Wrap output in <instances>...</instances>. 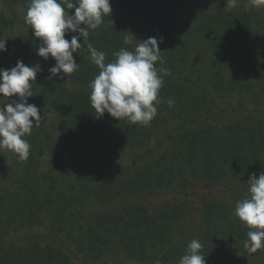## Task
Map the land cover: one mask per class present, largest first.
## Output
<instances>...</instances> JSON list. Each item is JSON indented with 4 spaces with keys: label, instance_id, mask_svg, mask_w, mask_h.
<instances>
[{
    "label": "trees",
    "instance_id": "1",
    "mask_svg": "<svg viewBox=\"0 0 264 264\" xmlns=\"http://www.w3.org/2000/svg\"><path fill=\"white\" fill-rule=\"evenodd\" d=\"M22 2L28 10L30 0ZM110 3L111 15L104 16L103 23L90 30L84 47L73 53L78 70L64 79H48L55 59L38 56L40 40L33 30L16 34V21L0 8V41L6 40L0 68H11L17 60L28 66L40 64L42 71L37 73L28 103L35 104L43 117L40 126L24 137L31 145L27 161H20L12 151L0 150V264H71L52 244L18 245L10 239L16 232L46 221L63 232L79 252L96 259L119 248L138 262L179 264L186 250L174 242L177 206L154 214L136 204L108 210L102 208L104 202L108 205L117 198L173 187L195 191L198 186L211 187L264 171V121L255 119L249 104H243L259 108L264 102V6L249 3L230 8L228 2L219 0ZM73 12L69 10V14ZM130 32L143 40L163 37L159 43L162 60L156 67L169 74L163 76L158 114L147 127L119 121L107 112L97 118L89 100L90 82L100 70L91 62L87 43L106 53L105 63H111L120 48L134 50V44L123 42ZM72 35L75 33H66L65 38L70 40ZM235 97H240L239 105L233 104ZM11 99L18 97L8 102ZM169 99L174 101L171 107ZM6 100L0 94V103ZM227 111L238 114L223 126L213 124L215 113ZM50 114L74 144L104 155L137 152L139 156L111 173L78 175L65 187L58 174L41 168L46 156L70 160L76 150L49 130ZM155 137L161 149L158 153L150 148ZM204 219L214 231H206L208 241L213 242L221 229V217L215 219L213 211L206 210ZM233 227L243 264L251 255L244 242L252 229L230 223L229 228ZM205 248L201 252L207 264H212L210 244ZM262 254L264 248L254 255Z\"/></svg>",
    "mask_w": 264,
    "mask_h": 264
},
{
    "label": "clouds",
    "instance_id": "2",
    "mask_svg": "<svg viewBox=\"0 0 264 264\" xmlns=\"http://www.w3.org/2000/svg\"><path fill=\"white\" fill-rule=\"evenodd\" d=\"M249 3L256 8L264 6V0H249ZM228 5L236 7V0H228ZM72 9L74 12L69 14ZM111 13L110 0H30L25 22L40 40L37 55L56 61L49 68L48 79H64L78 70L79 63L73 53L84 47L90 30L97 29L103 23V17ZM66 33L75 35L69 40L65 38ZM81 38L82 43L79 42ZM123 42L134 44V50L120 48L113 54L116 59L107 64L106 53L87 43L91 62L100 70L89 85L90 104L97 118L107 112L119 121L126 119L130 124L147 127L158 114L153 102H160L158 96L164 83L163 76L169 74L156 67V62L162 59L159 43L163 42V37L138 41L131 33L123 37ZM3 51H6V40L0 41V52ZM40 71V64L28 66L22 60H17L11 68H0V94L7 98L5 103H0V150L14 152L20 161H27L30 155L31 145L24 137L31 135L33 128H38L43 120L40 109L28 103V98L34 95L33 85ZM12 97L18 99L8 102ZM173 104L174 101L169 99V107ZM247 183L248 194L236 202L233 214L252 229L247 233L244 247L254 254L264 248V171L258 177L255 173L250 175ZM202 247L193 239L179 264H207Z\"/></svg>",
    "mask_w": 264,
    "mask_h": 264
},
{
    "label": "rangeland",
    "instance_id": "3",
    "mask_svg": "<svg viewBox=\"0 0 264 264\" xmlns=\"http://www.w3.org/2000/svg\"><path fill=\"white\" fill-rule=\"evenodd\" d=\"M219 1L228 2V0ZM236 4L249 5V0H236ZM0 8L6 15L16 21L14 26L16 34L32 33L31 26L25 22L27 7L22 0H0ZM135 39L138 41L143 40L140 37H135ZM238 99L240 97H235L233 104H238ZM153 103L158 107V104ZM243 104H249V111L255 119L264 121V102L259 108L249 102L244 101ZM236 114L238 113L231 111L217 112L212 116V122L223 126V124L233 119ZM47 124L49 130L56 137L62 141H67L72 146H75L76 149L70 160H55L50 156H46L41 161L42 170L58 174L61 181H64L65 187L74 181L78 175H95L100 172L111 173L118 166H124L139 156L137 152L104 155L103 152L92 151L82 144H74L67 130L57 124V118L54 114L48 116ZM150 148L155 153L161 150L158 147L157 137L152 138ZM250 175L225 180L211 187L203 188L198 186L195 191H191L187 187H173L151 193L138 194L127 199L117 198L110 201L108 205L104 202L105 205H102V208L122 210L126 204H136L146 206L155 214L160 212L162 208L177 206L178 216L175 218L176 231L174 234V242L177 246L186 250L187 245L193 239H196L202 244V249L205 248V245L210 244L208 251L213 253L212 264H240L241 247L233 239L236 228L230 229L229 225L231 223L235 227L236 224L239 228L245 227V224L233 213L236 202L248 194L249 185L247 181ZM208 203L211 205L209 208ZM206 210L213 211L215 219H220L221 217L222 220L221 229L213 242L208 241L209 239L207 238V236H210L207 235V232L208 234H213L214 231H211L207 221L204 219ZM217 238H219L218 241H216ZM10 239L18 245H27L32 242L52 244L69 257L71 264H146L130 259L119 248H115L104 257L98 259L85 255L79 252L72 241L63 232L58 231L49 221L40 226L22 229L12 234ZM231 242H234V244L231 245ZM254 254L249 255L243 264H264V255L258 256Z\"/></svg>",
    "mask_w": 264,
    "mask_h": 264
}]
</instances>
